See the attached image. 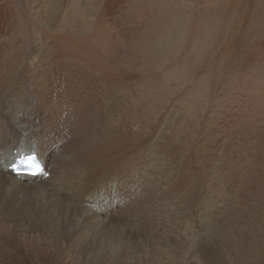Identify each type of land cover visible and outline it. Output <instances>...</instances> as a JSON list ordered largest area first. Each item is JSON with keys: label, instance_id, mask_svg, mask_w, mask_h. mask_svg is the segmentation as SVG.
Segmentation results:
<instances>
[{"label": "rangeland", "instance_id": "1", "mask_svg": "<svg viewBox=\"0 0 264 264\" xmlns=\"http://www.w3.org/2000/svg\"><path fill=\"white\" fill-rule=\"evenodd\" d=\"M51 1L0 0V33L7 30L0 38L2 50L6 48L0 79L15 78L27 65L48 71L51 64L60 66L63 61L73 63L74 70L99 74L84 62L90 59L80 51L84 46L91 57L100 58L129 80L113 86L111 92L120 95L122 129L131 130L135 144L158 142L175 119L171 143L178 148L181 162L186 163L195 150L205 158L211 157V151L238 153V161L245 165V172L240 173L251 176L244 179V199L232 203V193H226L222 203L233 204L230 214L225 218L219 213L216 222L208 225V234L222 264H264V0H115V9L109 8L110 0H67L66 8H60L62 16H56L59 13ZM75 26L82 27L81 36L69 34ZM44 30L54 38L45 39ZM250 169L254 172L249 173ZM224 187L237 189L227 182ZM20 202L26 211L40 216L0 223V248L11 256L7 262L0 257V264H46L67 251L73 256L68 264L87 258L84 264H106L110 259L106 253L111 250L105 246L112 235L94 239L91 249L89 242L64 246L57 240L65 234H57L48 221L51 208L42 197H21ZM162 202L165 209L174 206L170 219L156 214L144 220L140 231L133 233L135 240L182 245L183 257L175 264H185V257L192 264L186 255L188 245L202 247L205 235L190 237L183 224L173 222L180 217L176 202L171 201L173 206L165 199ZM258 220L263 221L262 229L257 224L259 234L241 238L246 249L230 252L229 228L243 233L246 224L256 227ZM32 223L43 227L31 229ZM43 228L45 233H41ZM212 230L220 231L224 239L212 235ZM31 248L39 250L37 257ZM135 248L139 254H131L128 261L117 255L113 264H135L138 255L145 254L157 255L155 262L146 258L145 264L171 260L166 248Z\"/></svg>", "mask_w": 264, "mask_h": 264}, {"label": "bare ground", "instance_id": "2", "mask_svg": "<svg viewBox=\"0 0 264 264\" xmlns=\"http://www.w3.org/2000/svg\"><path fill=\"white\" fill-rule=\"evenodd\" d=\"M61 1H51L59 13L56 16H62L60 8H66L67 0ZM111 5L116 8L115 0H110L109 8ZM78 27H72L69 34L81 36L83 29ZM64 32L68 33V30H62L66 35ZM6 34L7 30H2L0 38ZM42 34L45 39L54 38L48 30ZM80 51L87 53L90 59L84 62L99 70V74L85 72V69L74 70L73 63L63 61L60 66L51 64L48 71L27 65L15 78L7 76L0 79V223L40 216L38 212L26 211L20 199L42 197L51 208L48 221L58 231L57 234H65L61 238L58 236L57 243L69 246L74 241L89 242L91 249L94 239L112 235L105 246L111 250L106 253L110 258L106 259V264H113L117 255L128 261L131 254H139L134 251L135 247V250L152 251L166 248L171 253L169 264H175L183 257L182 245L150 238L136 241L133 235L140 231L144 220L156 214L170 219L174 208L171 201H175V207L180 210V221H172L183 224L190 237L201 232L207 240L202 247L188 245L187 257L194 264H214V261L222 264V259L217 261L218 254L209 238L208 225L216 222L219 213L225 218L229 216L233 204L222 203L226 193H232V203L244 199L242 189L245 180L251 176L240 173L242 170L245 172V165L238 161V153L228 155L227 152L217 151L216 154L211 151V157L205 158L195 150L191 158L187 157L186 163L181 162L178 148L171 143L172 129L177 123L175 119L158 142L151 139L138 146L131 130L122 129L120 95L111 92L113 86L126 85L129 80L110 70V66L100 58L91 57L86 47L81 46ZM5 53L6 48L2 50L0 46V62ZM14 148L18 153L30 149L38 151L46 162V170L51 173L50 179L43 176L36 179L15 177L8 170L10 163H19L20 160V156L11 158L10 151ZM217 156L225 164L219 163ZM251 172L254 170L250 169ZM161 176L167 178L162 179ZM226 182L237 189H226ZM177 195L179 197L175 199ZM164 199L173 207L165 209ZM257 224L262 229L261 220L256 222V227L246 224L243 233L229 228L227 241L230 252H234V248L236 253L246 249L247 245L241 238L248 233L259 234ZM35 227L39 230L43 225H30L31 229ZM41 233H45L44 228ZM29 235L30 232L26 234ZM212 235L224 239L218 230H212ZM31 249L37 257L39 250ZM67 253L58 254L46 264H68L73 256L69 251ZM230 254L232 258L234 254ZM59 255L62 258L58 261ZM9 256L7 249L0 248L1 258L7 262L11 259ZM156 256L138 255L136 263L145 264L146 258L155 262ZM85 260L88 258L75 263L84 264ZM184 263L191 264L186 257Z\"/></svg>", "mask_w": 264, "mask_h": 264}, {"label": "snow or ice", "instance_id": "3", "mask_svg": "<svg viewBox=\"0 0 264 264\" xmlns=\"http://www.w3.org/2000/svg\"><path fill=\"white\" fill-rule=\"evenodd\" d=\"M29 163H31L34 167L39 168V163L35 162V158L34 157H30L28 160Z\"/></svg>", "mask_w": 264, "mask_h": 264}]
</instances>
